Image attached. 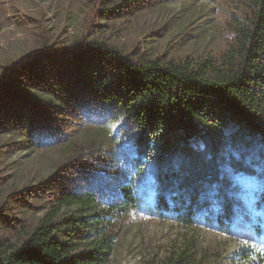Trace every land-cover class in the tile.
I'll list each match as a JSON object with an SVG mask.
<instances>
[{
    "label": "trees",
    "instance_id": "trees-1",
    "mask_svg": "<svg viewBox=\"0 0 264 264\" xmlns=\"http://www.w3.org/2000/svg\"><path fill=\"white\" fill-rule=\"evenodd\" d=\"M245 5L233 19L231 43L214 59L161 63L84 34L66 55L44 43L28 62L0 65V140L9 138L1 154L64 141L79 159L96 152L110 164L102 192L59 173L36 194L11 200L9 181L0 179V199L17 214L40 213L30 223L5 222L0 264H108L115 235L101 226L137 208L130 177L149 169L160 216L186 225L211 213L221 226L234 219L233 177L260 171L264 179V0ZM64 115L75 129L57 127ZM99 207L108 217L92 215ZM191 246L160 264H197Z\"/></svg>",
    "mask_w": 264,
    "mask_h": 264
},
{
    "label": "rangeland",
    "instance_id": "rangeland-1",
    "mask_svg": "<svg viewBox=\"0 0 264 264\" xmlns=\"http://www.w3.org/2000/svg\"><path fill=\"white\" fill-rule=\"evenodd\" d=\"M246 1L0 0V65L26 63L31 52L44 43L50 52L66 55L84 34L87 40L119 54H145L161 63L214 59L231 43L233 19L241 18ZM103 12H110L107 20ZM52 43L57 47H50ZM73 120L64 115L57 127L67 124L75 129L70 124ZM8 140L3 136L0 143ZM75 151L63 141L60 147L15 146L12 153L0 152V179L9 181L6 189L13 194L11 200L22 193L36 194L52 183L46 180L59 173L75 179L77 185L105 191L110 177V169L104 168L110 165L108 161L96 152L79 159ZM130 178L131 189L139 196L137 208L120 223L101 226L115 235L108 264H160L188 243L197 264H264V179L260 171L233 177L238 186L236 214L222 226L213 220V213L206 219H194L192 225L160 216L154 210L150 169ZM8 201L7 197L0 199V231L7 220L30 223L40 216L34 210L20 216ZM94 213L108 217L102 207ZM92 237L91 230L88 238Z\"/></svg>",
    "mask_w": 264,
    "mask_h": 264
}]
</instances>
